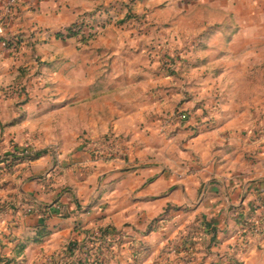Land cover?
Returning a JSON list of instances; mask_svg holds the SVG:
<instances>
[{
	"label": "crops",
	"instance_id": "obj_1",
	"mask_svg": "<svg viewBox=\"0 0 264 264\" xmlns=\"http://www.w3.org/2000/svg\"><path fill=\"white\" fill-rule=\"evenodd\" d=\"M93 10L106 25L88 43L57 35ZM6 33L0 256L48 264L83 236L77 223L111 222L126 234L113 264L141 243L139 264H227L231 251L264 264V231L242 226L264 223V0H18ZM27 144L42 155L8 164ZM33 202H54L51 232L18 254L44 215Z\"/></svg>",
	"mask_w": 264,
	"mask_h": 264
},
{
	"label": "trees",
	"instance_id": "obj_2",
	"mask_svg": "<svg viewBox=\"0 0 264 264\" xmlns=\"http://www.w3.org/2000/svg\"><path fill=\"white\" fill-rule=\"evenodd\" d=\"M96 10L86 12L82 16H80L77 20L67 25L64 30H59L57 32L58 36L63 38H68L71 36H77L79 42L81 44L88 43L92 38L97 36L100 33V30H94L97 24H101L102 26L106 25V21H99L96 17ZM88 16H94L92 22L87 19ZM17 43V39L11 40L10 44ZM176 54L168 55L165 54V57L162 58L163 66L162 68L167 74H176L177 68L175 66L176 63ZM178 112V111H177ZM111 136L114 135H105L104 139H109ZM120 135L115 136L114 138H119ZM98 144V154L103 155L101 150V144ZM108 154L104 157L106 159H110L112 156H115L119 153L114 149H108ZM43 151H36L30 150V152L23 153L22 148H15L13 152L10 153V156L5 157V160L8 164H12L17 161H30L38 158L42 155ZM66 188V187H65ZM60 199L58 198L55 202L58 203ZM9 203V202H8ZM54 204L53 203H38L33 202L30 205L33 207L34 210L43 212L42 221L37 225V232L36 235L32 238H26L17 242L15 249L18 254H22L28 244L31 241H39L45 235L51 232L48 229L46 224L47 212L49 211L50 207ZM10 205V204H9ZM80 209L86 211L91 206L88 205L85 208H82L80 204H78ZM7 203L0 206V212L6 209ZM253 208V204L250 206V209ZM62 215H68L67 212H63L59 209ZM160 217H156L152 223L158 222ZM260 221L263 222L261 218ZM253 220V219H252ZM252 220H248V217L245 216L244 220L242 221V226L247 231L253 232L254 234H259L258 232L254 231V225L252 224ZM153 226H150L148 230H151ZM76 229L79 230L80 233H83V236L79 238L78 236L70 237L57 251L51 253L49 255L48 264H113L115 261H119V252L122 248L123 243L126 241L125 233L118 229L113 223L105 222L102 224L93 225L90 227L84 226L81 223L76 224ZM213 233V237H215L216 228L212 226L209 230ZM240 245L242 248H245L247 245V238L244 236L241 239ZM145 249L144 244H139L135 250L133 251V264L138 263V256L140 252ZM229 257V261L227 264H242V260L238 257L236 251L227 252ZM15 261V262H12ZM19 260H16L15 257H9L6 255L0 256L1 264H15L18 263Z\"/></svg>",
	"mask_w": 264,
	"mask_h": 264
},
{
	"label": "built area",
	"instance_id": "obj_3",
	"mask_svg": "<svg viewBox=\"0 0 264 264\" xmlns=\"http://www.w3.org/2000/svg\"><path fill=\"white\" fill-rule=\"evenodd\" d=\"M18 2V0H5L4 5H3V15L0 16V44L5 47H10V46H15V43L10 44L12 38L9 37L6 33V23L10 19L11 15L14 12L15 5ZM96 15V14H95ZM94 16H88L87 19L92 22ZM94 30H101L102 25L99 23L97 24ZM179 120H185L189 118V114L186 110H178L176 114H174ZM166 121L165 123L168 122V117L165 118ZM23 153L30 152L32 150L30 144L25 145L23 148ZM60 207V205H58ZM26 212H31L33 211V207L31 205H27L25 207ZM252 224L254 225V231L258 233H262L264 231V223L260 221L259 218H254L252 220Z\"/></svg>",
	"mask_w": 264,
	"mask_h": 264
},
{
	"label": "rangeland",
	"instance_id": "obj_4",
	"mask_svg": "<svg viewBox=\"0 0 264 264\" xmlns=\"http://www.w3.org/2000/svg\"><path fill=\"white\" fill-rule=\"evenodd\" d=\"M4 2H5V0H3V1L1 2V4H0V16L3 15V8H4L3 5H4ZM60 204L63 205L62 202H58V205H60ZM61 207H62V206H61ZM62 208H63V207H62ZM63 210H65V208H63ZM25 211H26V210H25ZM27 212H28V211H27Z\"/></svg>",
	"mask_w": 264,
	"mask_h": 264
}]
</instances>
